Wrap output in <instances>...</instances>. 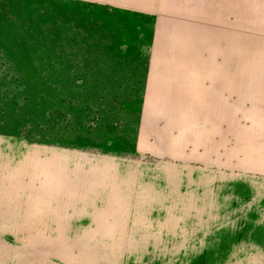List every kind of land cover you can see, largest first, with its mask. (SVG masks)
<instances>
[{"label": "crops", "instance_id": "1", "mask_svg": "<svg viewBox=\"0 0 264 264\" xmlns=\"http://www.w3.org/2000/svg\"><path fill=\"white\" fill-rule=\"evenodd\" d=\"M141 2L156 18L136 144L161 160L44 145L23 153L18 142L0 149V180L23 182L31 218L20 220L48 222L42 238H64L67 254L71 239L87 238L121 239L117 253H226L215 247L231 239L261 247V183L248 191L231 178L264 175V0ZM3 193L0 216H25Z\"/></svg>", "mask_w": 264, "mask_h": 264}, {"label": "rangeland", "instance_id": "2", "mask_svg": "<svg viewBox=\"0 0 264 264\" xmlns=\"http://www.w3.org/2000/svg\"><path fill=\"white\" fill-rule=\"evenodd\" d=\"M122 1L0 0V149L21 142L23 153L24 145H44L161 160L136 144L156 15L140 11L141 0ZM256 176L254 184L243 174L231 182L243 181L248 191L261 183L264 197V175ZM22 186L0 180V192L25 215L0 216L10 220H0V264H264V244L240 248L233 239L215 247L231 252L190 254L117 253L121 239H71L67 254L64 238H42L48 222L20 220L31 218Z\"/></svg>", "mask_w": 264, "mask_h": 264}]
</instances>
